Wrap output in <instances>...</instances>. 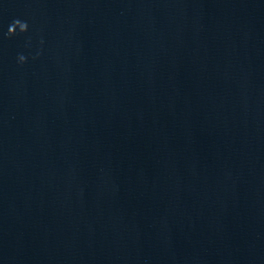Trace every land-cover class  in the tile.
<instances>
[{
  "label": "water",
  "instance_id": "1",
  "mask_svg": "<svg viewBox=\"0 0 264 264\" xmlns=\"http://www.w3.org/2000/svg\"><path fill=\"white\" fill-rule=\"evenodd\" d=\"M0 264H264V0H0Z\"/></svg>",
  "mask_w": 264,
  "mask_h": 264
},
{
  "label": "clouds",
  "instance_id": "2",
  "mask_svg": "<svg viewBox=\"0 0 264 264\" xmlns=\"http://www.w3.org/2000/svg\"><path fill=\"white\" fill-rule=\"evenodd\" d=\"M17 30H19L20 34L25 33L28 30V24L27 22H22L19 19H16L13 21L12 25L9 27L8 30V36H14L17 35ZM26 57L24 55H19L18 56V62L20 64H23L26 62Z\"/></svg>",
  "mask_w": 264,
  "mask_h": 264
}]
</instances>
